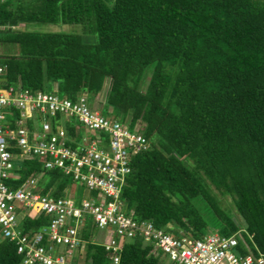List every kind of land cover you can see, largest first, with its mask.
Here are the masks:
<instances>
[{"label": "trees", "instance_id": "trees-1", "mask_svg": "<svg viewBox=\"0 0 264 264\" xmlns=\"http://www.w3.org/2000/svg\"><path fill=\"white\" fill-rule=\"evenodd\" d=\"M45 22L82 32L41 29ZM0 49L2 84H53L91 102L105 85L104 106L141 125L147 146L132 157L120 192L137 218L193 235L208 222L223 234L241 227L253 254L264 252V0H0ZM15 161L19 177L5 182L42 170V192L66 193L64 179L53 184L66 175L60 170L34 157ZM45 222L40 213L20 227ZM80 231L84 259L107 264L89 218ZM19 262L14 241L0 238V264ZM119 264L162 263L134 237Z\"/></svg>", "mask_w": 264, "mask_h": 264}, {"label": "built area", "instance_id": "built-area-1", "mask_svg": "<svg viewBox=\"0 0 264 264\" xmlns=\"http://www.w3.org/2000/svg\"><path fill=\"white\" fill-rule=\"evenodd\" d=\"M4 72L5 64L0 63V81ZM64 114L81 123L87 133L77 135L70 119L59 122ZM127 123L103 115L83 92L69 98L53 90L25 87L19 78L0 82V238L14 241L19 264H90L84 259L85 240L80 235L86 218L91 228L102 231L91 241L102 245L107 264H119L124 243L134 237L148 245L149 254L160 263L166 257L167 264H264V252L253 254L242 239L241 227L230 234L212 229L193 235L167 229L173 227L170 223L158 227L135 216L120 192L132 157L146 148L147 139L138 123L131 129ZM29 157L36 158L42 169L56 168L71 176L85 187L86 195L76 201L70 194L42 192L38 186L42 171L15 186L5 182L19 177L15 160ZM40 213L46 222L23 231L20 220ZM238 237L244 252L237 249Z\"/></svg>", "mask_w": 264, "mask_h": 264}, {"label": "rangeland", "instance_id": "rangeland-1", "mask_svg": "<svg viewBox=\"0 0 264 264\" xmlns=\"http://www.w3.org/2000/svg\"><path fill=\"white\" fill-rule=\"evenodd\" d=\"M39 25H41L40 26L41 29H44V30H63V31H79V32H82L80 24L45 22V23H40ZM0 54H1V49H0ZM105 84H106V82H105ZM43 89L53 90V91H56L61 96L64 95V94H62V92L55 90V88L53 87V84L49 85V84L46 83V85L43 87ZM105 90H106V87H105V85H103L102 88L99 90V92L96 93L93 96L92 102L90 100H88V102H89V104H93L95 107H99V110L102 112L103 115H108V116H111V117H115L114 112H112V111L110 112L108 107L104 106L103 96H104ZM61 118H64V121H66L68 119L72 120L73 125H74V129H75L77 135H82V134L87 133L86 131H88V130H86V128L81 123H79L78 121H75L74 119H72L71 117H68L65 114L64 115H59V122H60ZM127 126H128L129 129L134 127V125L131 126L128 123H127ZM139 126L141 127L140 124H139ZM77 141H78V137H77ZM15 150H16V148L14 149V151ZM44 177H46L45 174H44ZM60 179H64V181L66 183L65 191H66L67 194H70V195L73 194V196L77 197L76 199H78V200L86 195L87 191H86L85 187L81 183H79L78 181L73 180L71 178V176H69V175H64V177H60L58 175L55 176L53 178V184L57 183V181H59ZM220 203L223 206L224 205L225 206H233L232 202H231V198L229 196H222L220 198ZM170 224L172 226L176 227L174 222L171 221ZM208 225L210 227H212V228H209V230L217 229V228H214V227H217V226L213 222H212V224H210V222H208ZM203 230L205 232L209 231L208 228H206V229L204 228ZM93 235H95L96 237L100 238L103 234H102L101 230H95ZM58 247L60 249H63L62 245H59ZM162 263L163 264H167V263H169V260L166 257H164Z\"/></svg>", "mask_w": 264, "mask_h": 264}, {"label": "crops", "instance_id": "crops-1", "mask_svg": "<svg viewBox=\"0 0 264 264\" xmlns=\"http://www.w3.org/2000/svg\"><path fill=\"white\" fill-rule=\"evenodd\" d=\"M98 93V92H97Z\"/></svg>", "mask_w": 264, "mask_h": 264}]
</instances>
